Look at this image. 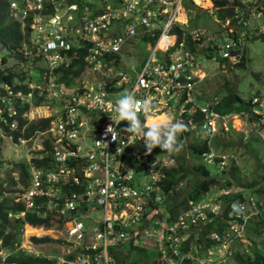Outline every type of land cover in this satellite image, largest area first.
<instances>
[{
    "label": "built area",
    "instance_id": "built-area-1",
    "mask_svg": "<svg viewBox=\"0 0 264 264\" xmlns=\"http://www.w3.org/2000/svg\"><path fill=\"white\" fill-rule=\"evenodd\" d=\"M184 1L12 0L13 16L30 28V47L24 48V57L28 65L42 66L44 86L39 88L47 92L50 101L60 103V106L31 107L22 114L29 121L51 118L44 130H38L26 155L32 162L30 184L21 196L28 207L38 206L44 215L53 214L64 223V231L58 237L62 239L59 246L62 252L51 264H122L111 255L110 248L128 237L136 244L137 239L150 236L157 240V264H227L226 252L233 253V244L244 235L249 207L256 208L253 196L249 197L250 203L239 200L231 203L221 232H209L203 243H194L189 249L183 247L184 235L203 230L209 221L223 213V201L208 192L199 202L189 200L174 222L158 218L166 204V193L158 182L164 168L174 166L176 158L153 156V151L146 155L143 140L124 131L127 122L116 125L110 118H116L113 105L127 89L134 91L138 99L148 98L156 105L151 115L165 113L170 117L168 113L173 110L189 129H200L199 136L203 137L198 139L214 137L215 118L219 117L214 106L220 98L208 103L204 100L205 104L197 101L196 86L206 76L201 57L214 62L241 58L252 35V23L255 36L264 35V0H213L225 1L211 4L214 9L220 8L223 22L218 20L219 30H202L205 33L187 32L188 19L184 17L186 20L182 22L180 18ZM254 19L263 23H254ZM68 32H74V38L66 35ZM139 41L146 43V56L138 57L137 64L118 70L120 77L115 78L117 70L113 67H120L122 55L134 53L131 46ZM162 41L165 46H160ZM81 45L86 51L84 73L69 87L57 84L53 73L74 65ZM107 78L115 80L106 83ZM113 82L122 87L111 88ZM111 94L119 96L112 99ZM3 101L11 103L12 97H4ZM252 105L250 115L255 116V126H260L258 135L264 143V94L254 96ZM50 107L56 111L48 110ZM7 110L9 115L17 113L12 105ZM5 111L6 108H0V120L6 121ZM230 117L226 115V119ZM110 124L118 133L115 140L110 133L106 135ZM18 125L16 118L12 127ZM45 139L49 141V149ZM244 139L247 141L249 135ZM128 155L145 166L149 181L143 185L137 183L138 170L127 165ZM216 155L211 150L202 157L209 165L217 158L219 167L224 168L227 155L220 158ZM222 190L227 195L234 193L231 188ZM87 235L93 237L91 244L76 252L74 243L84 241ZM208 238L211 246L204 251ZM193 247L202 256H196ZM20 248L40 253L34 247Z\"/></svg>",
    "mask_w": 264,
    "mask_h": 264
},
{
    "label": "trees",
    "instance_id": "trees-1",
    "mask_svg": "<svg viewBox=\"0 0 264 264\" xmlns=\"http://www.w3.org/2000/svg\"><path fill=\"white\" fill-rule=\"evenodd\" d=\"M221 3L224 4L225 1H217V4ZM221 12L224 13V8H222ZM26 30L30 29L25 27L23 28L20 22L15 21L10 17L8 0H0V47L8 52L3 56L2 64L0 65V96H4L7 94L6 85L11 86L13 90L22 89L25 92L29 91V88L24 83L25 81L30 82V80L32 79L30 71L25 70V68L23 67L20 73H17L10 67L4 68V65L10 58L19 60L20 63H22V61L24 62L25 57L23 55V46L25 42H28ZM260 36L264 38V35ZM254 38L255 35L253 34L249 37V39ZM79 55L80 56L76 64V67L78 68L72 65L67 68L56 70L57 82L65 83L67 86H71L73 84L75 79L84 69L85 53L80 50ZM222 62L223 60H221V63ZM236 66L240 68H244L246 66L245 55L242 56L241 59H239V62L236 63ZM229 90L230 91L228 92V94L223 96L220 102L214 106V109L221 115L247 113L251 117V120L254 121L255 116L250 115L253 108L252 98L256 95H261L264 93L259 92L255 94L250 100H248L249 106L245 107L243 105L242 97L239 94L232 92V89ZM200 96L201 94H197V101L199 100V102L204 103V99L199 98ZM33 101L35 104H40L44 101V98L43 96H39L37 92H35ZM49 122L50 119L48 118L31 122L24 131H22L23 124L19 127V129L13 131L9 130V125H4V123L2 122H0V127L5 129L8 133L11 132L14 135V141L17 142L19 140V137L29 138L34 136L37 130H44L48 126ZM228 132L229 131H227L225 127L222 126L220 135H215V138H206L205 141L192 142L189 141L188 138L186 139L185 135L182 134L180 137V140L184 145L182 150L189 149L194 152V156H196L197 158L199 157L201 158V160H203L202 155L204 153L210 152L212 147H222L223 149H226V147L230 145L229 141L224 140V138L226 139V135L228 134ZM186 133H189V129L186 131ZM260 141L261 139L259 136L250 137L249 143L254 144ZM45 146L47 149H49L50 147L49 141L47 139H45ZM157 148L158 149L156 150L158 153L167 154V152H163L159 147ZM177 158L179 163L178 167L170 169L164 168V177L160 182L166 193L165 200L169 211L168 215L170 216L171 221H174L178 217V215L187 208L189 200L192 199L195 201H199L202 198L206 197V194L210 192L212 195H215L217 199H221L223 201V213L219 216H216L213 220L205 225L203 230L205 234L215 230L221 232L223 229L224 220H228V212L231 210V203L236 199L250 203V196H253L255 198V207L258 209L257 221H255L253 226L255 228H257V226H259V228L261 226H264V174L253 176L251 179H247V177H241L242 167L234 161L235 159L229 160L228 166L226 168H220L219 159L217 158L214 160L213 164L216 167L217 172H214L213 170L215 168H211L210 166L212 165L207 164V162L199 163L195 166L193 171L187 172V159L185 155H178ZM2 164L3 161H1L0 156V166ZM261 166L264 168V163L261 164ZM11 170H13V172H17L18 178V181H15V177H12L14 180H12L11 183L20 182L22 184V192L25 188L28 187L30 183L28 164L26 161L14 163ZM255 171H257V169H255ZM189 175L192 176L191 178L196 176H199L200 178L191 186V191L188 193V196L179 201L180 195L176 194V191L180 183ZM4 181H6V179L0 181V264L53 263L55 259H52L48 256H36L34 254L27 253L23 249L15 251L16 248L14 245L17 242H21L19 235L25 223L33 226H44L47 229L52 228L56 225H54V223L52 222L51 216L42 217L34 211L26 210L24 202L17 201L16 198L12 196L15 191L9 190L8 187L4 185ZM235 186H237L238 192L233 196L227 195L223 190H221V188L223 187L230 189ZM216 187L218 188L219 192L217 194L213 193V189ZM169 190H172L173 193L169 194ZM249 191L251 193H249ZM22 212H25V214L21 217L14 218L17 214H21ZM259 233L261 234V239L264 235V229L259 230ZM31 238L32 241L36 244L47 243L52 240L48 236H33ZM260 243L261 250L259 248ZM260 243L257 239H253L251 244L246 245L243 250L238 251L239 249H235L233 252V257L236 261V264H264V241L262 240ZM126 247L131 248V251L127 254H123L121 251H114L115 248L125 249ZM135 249L143 250L144 248L134 246V242L131 239L123 240L122 243L116 245V247H111V255L122 264H148V261H151V263L149 264H155L149 256L135 258L132 255ZM125 255L127 257H125Z\"/></svg>",
    "mask_w": 264,
    "mask_h": 264
},
{
    "label": "rangeland",
    "instance_id": "rangeland-1",
    "mask_svg": "<svg viewBox=\"0 0 264 264\" xmlns=\"http://www.w3.org/2000/svg\"><path fill=\"white\" fill-rule=\"evenodd\" d=\"M203 1L205 0H202L201 5L194 0H185L183 3L184 7L182 11L184 12V17L188 19V23L186 25L188 33L197 32L195 30H198V32H202V33H205L202 30H209L214 32L221 28V23L223 22V18L221 17L220 12L218 11L220 8L218 10L214 9L215 6L214 7L211 6L212 2L206 1V3L204 4ZM98 6L99 5H97V7ZM182 11H181V15H182ZM184 20L186 19L184 18ZM218 20H220L221 23ZM181 21L184 22L183 20ZM253 22L263 23L261 20L256 21V19H254ZM262 27H264V25H262ZM66 35H68L70 38H74V32H68ZM29 47H30L29 43L24 45L25 49H29ZM133 47H134L133 51L135 52L137 57L141 58L146 56L147 54L146 43L144 41H139L138 45H135ZM5 53L8 52H6V50L0 47V62H1V58H3ZM244 54L246 56V66L244 68L242 67L240 68L236 66V63H238L239 61H237L232 57L231 60L223 64H220L217 61L213 62L212 60L207 59L205 56L201 57L202 60L201 63L206 73V78H204L203 82L199 83L196 86V90H195L196 94H201L202 96V97L200 96L199 98H202L205 101H207L206 103H208V101H213L215 97H217L218 99L220 98L221 100V97L227 95L228 92L230 91L229 89H232V92H235L242 97L243 105L246 107L249 106L248 100H250L255 94L259 92L264 93V38L260 36L252 40H247L244 46ZM133 64H137L136 57L124 56L122 58L120 67H113V69L116 68L117 70L115 72L114 77L115 78L120 77L118 70L123 69L126 66L127 67L131 66ZM23 66H24L23 61L22 63H20L19 60L10 58L8 62L4 65V68L10 67L13 71L20 73V71L23 69ZM198 76L201 77V73L198 74ZM32 77H33V83L35 84H42L44 82L40 70L33 68ZM110 79L111 78L105 79L106 83H111L112 81L115 80V79L112 80ZM121 87L122 85H118L114 82L111 85V88L113 89H119ZM125 92H128V90L127 89L124 90L122 94ZM118 96L119 95L117 94H111L112 99ZM51 109L53 108L50 107L48 110ZM53 110L56 111V109ZM168 114L171 118L177 119L173 110L169 111ZM219 118L220 120L218 121ZM159 119H163V118L159 117ZM215 119H216V123H215L214 133L212 136L220 135V130L221 127L223 126L227 131H229L228 134L226 135V139L224 138V140L230 142V145L227 146L226 149H223L222 147L219 148L212 147L211 150H213L217 154L216 156L220 158L223 156V154H226L227 159L229 157H230L229 160L235 159L234 161L242 167L241 177H247V179H251L253 176L263 175L264 168L261 166V164L264 163V144L260 142L250 144L249 141L247 142L244 141L245 139L243 140V137L247 134L249 135V139L250 137H258L257 133H259L258 128L260 126L259 125L255 126V123L253 122V120H251V117L245 113H234L229 119H226V115H221L219 113V117ZM201 133L202 132L200 131V129L193 127V130L189 129V133H186L185 131V137L186 139L188 138V140L192 142L195 141V139H198ZM193 134L196 135L195 138L193 137ZM200 138L198 139L199 141ZM203 141H205V139ZM34 142L35 141L32 139L27 144L21 145L12 142L11 139H7L5 135L4 138L0 139V156H1V161H3V164L0 166V181L6 179V181H4L5 182L4 185L8 187L9 190L15 191L14 194L12 195L15 198L19 197L22 184L20 182L11 183V181L14 179L15 181H18L17 172H13V170L11 169L13 168L14 163H18L20 161L26 160V156H25L26 148L32 147ZM153 152H157V150L154 149ZM162 155H163V159L167 157L170 160L173 159L172 156L178 157V155H185L187 159V168H186L187 172L193 171L196 165L204 162L203 160H201V158L199 157L197 158L196 156H194V152H192L189 149H184L181 152L175 154L162 153ZM231 156H235V158ZM227 159H225L226 160L225 168L228 166ZM134 160L135 159L132 158L131 156L129 155L126 156L127 165L130 167H135L139 172L137 176L138 177L137 183L143 185L145 182L149 181V176L146 173L145 166L140 162ZM178 165L179 163L177 161V164L173 168H177ZM210 167L213 169L215 168L213 171L217 172V169L214 165ZM255 169H257V171H255ZM12 177L15 178L13 179ZM191 177L192 176L190 175L187 176L180 183L176 191V194L180 195L179 201L183 200L188 196V193L191 191V186L194 183H196L200 178L199 176L193 178ZM237 191H238L237 186L231 188V192H237ZM213 193L215 194L219 193L217 187L213 189ZM249 193L251 192L249 191ZM257 211L258 209L252 206L249 207V211H248L249 219H248L247 229L245 230L244 235L240 236L238 241L233 244L232 246L233 252L235 249H239L238 251L243 250V248L246 245L251 244L253 239H257L259 243L262 240L264 241V235L260 239L261 234L259 233V230H263L264 226H261L260 228L259 226H257V228L253 226L255 221H257ZM14 218H16V216ZM51 229L52 228L46 229L45 231H38L28 226L26 233L24 234L22 245L28 248L34 247L37 250L41 249L42 256H48L50 254L56 253V250L52 251L53 250L52 247L46 249L42 247L39 248V246L35 242H32L30 236L32 234L37 236H40V234L44 236L51 235L53 234V231H51ZM128 239H132V238L128 237ZM207 241L211 242L209 238L207 239ZM134 246L144 248L143 250L135 249L133 251L132 255L135 258L149 256L150 259L153 260L154 262H156L159 259L157 240L153 236L144 239H137V243ZM260 246L261 243L259 245V248L261 250ZM115 251H121L123 254H127L131 251V248H127V247L125 249L117 248ZM226 254L228 255V263L236 264V261L233 257V253H230L228 251L226 252ZM125 257L127 256L125 255ZM149 263H151V261H148V264Z\"/></svg>",
    "mask_w": 264,
    "mask_h": 264
},
{
    "label": "clouds",
    "instance_id": "clouds-1",
    "mask_svg": "<svg viewBox=\"0 0 264 264\" xmlns=\"http://www.w3.org/2000/svg\"><path fill=\"white\" fill-rule=\"evenodd\" d=\"M210 1L213 2L214 4H217V2H214L213 0H210ZM11 2H12V0H8L10 17L13 20H15V21L20 22L23 28L24 27L25 28H29V26L27 24H23V22L21 20L15 18L13 16L12 10H11ZM222 14H224V13H222ZM250 32L253 35H256V33H257L256 30L253 27V23H252V27L250 29ZM26 33H27L26 35L28 37L27 38L28 42H25L24 45L28 44L29 41H30V39H29L30 30H26ZM259 36L260 35H257V36H255V38H257ZM248 40H252V39H248ZM131 47H133V46H131ZM23 50H24V46H23ZM244 55L245 54H243L242 56H244ZM124 56L125 57H131L132 56V57H136V59L138 58L137 55L135 54V52L134 53H131V55H128L127 53L126 54H123L121 58H123ZM234 59H236L237 61H239V59H241V58L234 57ZM229 60H231V59H224L222 63H221V60H220L219 63L220 64H223V63L228 62ZM1 64H2V58H1L0 65ZM23 64H24L23 67L25 68V70L30 71L31 76H32V69L33 68H35L37 70H41L40 72L42 73V66L39 65V64L37 66L39 68H41V69H39L36 66L35 67H32L31 65H28L26 58H25ZM84 71H85V68L78 75L77 79H79V77L84 73ZM53 75L55 76V80H56V83L57 84H59V85L64 84L65 86H67L65 83H59V82H57V72L56 71L53 73ZM205 78H206V76H205ZM201 82H203V80ZM24 84H26L27 87L29 88V91L28 92H25L22 89L13 90V88L11 86L6 85V87H7V94L4 95V96H0V103H1L0 108L1 107L6 108V111L4 112V119H6V121L0 120V122L4 123V125H9V130L10 131L19 129V127L22 124H23L22 131H24L26 129V127L31 122L38 121V120H41V119H47V117H40L38 119H34L32 121L31 120L29 121L26 117H23L22 114L24 112H26L31 107L35 108V107L47 106V105H49V106L50 105L51 106H54V105L55 106H60L59 100L53 99L52 101H50L51 99L48 98V96L46 94L47 92L45 90H42L41 88H39V86H42L43 87L44 84H35V83H33V77L30 80V82L25 81ZM67 87H69V86H67ZM35 92H37V94L39 96H43V98H44V101L41 102L40 104H35L34 101H33V97H34V93ZM18 93H20V95H18ZM4 97H8V98L9 97H12L11 103L10 102H8V103L7 102H4L3 101V98ZM10 105H12V106L15 107V109L17 111L16 114L9 115V112H8L7 109H8V107ZM155 107H156V105L150 99H148V98H144L143 100L138 99L134 91H128V92H125V93L121 94L120 97L115 101V103L113 105V108H114V110H115V112H116L117 115H116V118L114 120H113L112 117H110V118H111V120L116 125H119L122 121H126L127 122L128 127L125 128L124 131L127 132L128 134H130V137H136V136H138V137H140L141 140H143L144 147L146 149V152H145L146 155L147 154H151L154 149H158L157 147H159L163 152H167V153H170V154H175V153L180 152L183 149V147H184L183 143L180 140V134L182 132H185V131L188 130L187 124L184 121H182V120L173 119L171 117H165L163 119L156 120L155 122H152L150 124L146 123V121L151 116H153L151 114H152V111H153V109ZM141 114H143L144 117H141L140 118V115ZM245 114H247V113H245ZM232 115L233 114H231L230 116H232ZM247 115H249V114H247ZM16 118L19 119V125L16 126V127H12V123L14 122V120ZM48 119L51 120V118H48ZM37 132H38V130L35 132V135L34 136L29 137V138L19 137L18 138L19 140L17 142H15L14 141V138H13L14 135L11 132H9V133L6 132L5 129H3L2 127H0V139L4 138V135H5L6 138L7 139H11L12 142H15V143L24 145V144H27L32 139L35 140L36 133ZM108 133L111 134L113 140H115L116 139V136L118 135L116 129L111 124L108 125L107 128H106V135ZM21 140H26L27 142L26 143H22ZM196 140H198V139H195V141ZM249 140L250 139H248L247 141H249ZM200 141H202V140H200ZM260 142L262 144H264L262 140ZM29 148L30 147L26 148V155L28 153ZM154 155L155 156L162 155V153L154 152L153 156ZM175 158H176V163H175V165H176L177 164V161H178L177 160L178 158L177 157H175ZM25 161L28 164L29 175H30V173H31L30 170H31L32 162L30 160H28L27 157H26V160ZM34 162L39 163L40 161L35 160ZM174 166H172L170 168H173ZM170 168H167V169H170ZM163 177L164 176H162L161 179L159 180V182H158L159 185H161L160 182H161V180H162ZM29 178H30V176H29ZM223 188H226V187H223ZM223 188H221V190ZM24 190L22 192H20L19 197L16 198L17 201L24 202L21 199V196H22ZM237 192L232 193L230 196L235 195ZM236 200H238V199H236ZM24 204H25L26 210L34 211V212L38 213L39 215H41L42 217H50L51 216L52 222L56 226L52 227V229H51V231H53V234H51V235H45V236L50 237L52 240L49 241V243H42V244H37V245L39 246V248L42 247V248L46 249V248H49V247L51 248L52 247L53 248L52 251L56 250V253H53V254L48 255V257H50L52 259H55L54 257L62 252V249L59 247L61 245L62 239H58V237L61 236L62 232L64 231V228H65L64 227V223L61 221L60 218L54 216L53 214L44 215V212L38 206H36V207L33 208V207H28L25 202H24ZM163 208H164V210L161 211V213L159 214V217L158 218L164 220L166 223H172V222H174L178 218L177 217L174 221H171L170 220V216L168 215V212L169 211H168L167 205L165 204V206ZM181 213H183V211ZM24 214H25V212H22L21 214H17L16 217H21ZM28 226H30L33 229H36L38 231H45L47 229L44 226H33V225L28 224V223H25V225L21 229V233L19 235L20 236V239H21V242L20 243L17 242L14 245L15 248H16L15 251L22 250V248H20V246L22 245V241L24 239V234L26 233V230H27V227ZM91 229H92V227H91ZM203 230L197 229L195 231H192L189 234L184 235L186 237V239H185V241L182 242L183 247H186V249H189V248L192 247V245L194 243H197V242L203 243V237H204V235H206L203 232ZM195 234L198 235L197 236L198 238H197V240L192 241L195 238ZM54 235H56L57 238L53 237ZM30 236L31 237H33V236H35V237H44V235H42V234H40V236H37V235H34V234H32ZM92 238L93 237H91L90 235H87L86 236V239L84 241L83 240H80V241L78 240L77 242H75L74 243L75 244L74 246H75V248H77L76 252L80 251L84 247L86 249V247L91 244L90 243V240ZM31 240H32V238H31ZM84 243H86V244H84ZM51 245H53V246H51ZM134 245H135V243H134ZM209 246H211V242L208 241V244H206L205 247H204V251ZM116 249L117 248H115L114 251ZM192 249H193L194 253L196 254V256H202V252H200V251L198 252L197 251L198 250L197 248L193 247ZM200 249L201 248H199V250ZM38 250L40 251V253L38 255L35 254V253H29L27 251L26 252L29 253V254H34L36 256H39V255H41V249H38ZM110 252H111V248H110ZM116 252H118V251H116ZM154 263L157 264V262H154ZM124 264H134V263H124Z\"/></svg>",
    "mask_w": 264,
    "mask_h": 264
},
{
    "label": "bare ground",
    "instance_id": "bare-ground-1",
    "mask_svg": "<svg viewBox=\"0 0 264 264\" xmlns=\"http://www.w3.org/2000/svg\"><path fill=\"white\" fill-rule=\"evenodd\" d=\"M198 1V3H201V0H196V2ZM205 1H208V0H205ZM210 1V0H209ZM209 3V2H208ZM184 16H183V14L181 15V18H183ZM166 45V42L165 41H162L161 43H160V46H165ZM159 117H161V118H165V117H167L166 115H165V113H162V114H160V115H157V116H151L148 120H147V123L148 124H150V123H152V122H155L156 120H159Z\"/></svg>",
    "mask_w": 264,
    "mask_h": 264
},
{
    "label": "crops",
    "instance_id": "crops-1",
    "mask_svg": "<svg viewBox=\"0 0 264 264\" xmlns=\"http://www.w3.org/2000/svg\"><path fill=\"white\" fill-rule=\"evenodd\" d=\"M208 1H209V0H208ZM197 2H198V1H197ZM210 2H211V1H210ZM205 3H206V1H204V4H205ZM179 13H180V12H179ZM182 14H183V16H184V12H183V11H182ZM180 18H181V14H180ZM181 20L184 21V18H182ZM80 50L83 51L84 53H86V51H85V49H84V46H82V45H81V47L77 48L78 53H79ZM77 61H78V59H77V60L75 61V63H74V66H75V67L77 66V65H76V64H77ZM76 68H78V67H76ZM84 68H86V65H85V64H84ZM42 79H43V75H42ZM77 80H78V79L76 78L75 81H77ZM43 81H44V80H43ZM75 81H74V82H75ZM74 82H73V83H74ZM43 83H44V82H43ZM43 83H42V84H43ZM258 136H259V135H258Z\"/></svg>",
    "mask_w": 264,
    "mask_h": 264
}]
</instances>
